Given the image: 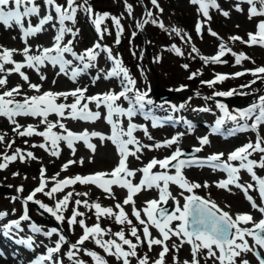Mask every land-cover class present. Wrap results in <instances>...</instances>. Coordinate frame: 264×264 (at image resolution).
Here are the masks:
<instances>
[{
  "label": "snow or ice",
  "instance_id": "1",
  "mask_svg": "<svg viewBox=\"0 0 264 264\" xmlns=\"http://www.w3.org/2000/svg\"><path fill=\"white\" fill-rule=\"evenodd\" d=\"M193 5H198V13L206 19H210L209 9L217 8L218 4L216 0H190ZM241 3L249 5L248 18L260 16L264 17V0H238L235 5L237 11H242L240 8ZM43 4L55 11V17L48 14L40 17V6L36 3V0H0V24H3L5 28L12 27L13 23L19 27L21 32V39L25 42L26 46L22 50L24 62H16L12 59L14 49H2L0 50V73L11 74L13 72L18 73L20 77L28 84V87L37 93H40V85L32 84L29 82V78L21 71L22 68L28 67L34 69L40 76L41 80L46 77L40 72L41 67L46 63L51 64L53 67L59 68L57 75H66L69 79L76 81L77 77L86 73L90 68L96 66L95 62L101 52L107 54L108 60L111 62V67L105 72L104 79H117L120 82L121 90L115 92L109 90L105 93H98L92 96H86L87 88H76L66 92H51L45 91L38 95L24 96L22 100H17L16 96L20 94V86L17 85L9 90L0 92V117L6 118L10 124L14 125L13 132L21 137H31L33 135L40 136L44 139V143L39 145H33V147H40L48 152L51 156L58 157L60 154L59 145L63 141L67 147L72 150L75 155L76 149L74 144L76 142H83L85 147L95 152L96 146L90 142L91 138L98 137L101 142L110 141L116 149L119 156V162L117 166L111 172H96L90 175H76L74 177H65L64 179H58L60 173H56L51 178H46V169L41 167L40 169V181L39 185L34 188L30 194L24 198L23 203L35 202L39 204L40 208L44 212L50 214L55 218L57 222H64L67 219V224L71 228L75 224H79L82 229V235L78 240L69 245V250L65 255L72 261V264H85L81 259L76 258L77 254L83 251L84 255L89 256L93 260V264H107L100 255L95 251H89L83 249L80 246L88 240H92L95 245L103 250L106 255L114 256L116 260L122 261V264H130L131 257H137V248L141 243H146L149 251L152 250L154 245L161 246L162 250L155 261L151 264H165V257L169 253L170 249L167 245L172 237H176L180 244H173L172 248L179 251V248L184 244L190 245L191 261H184L183 264H200L199 257L206 251L205 260L213 259L218 264H237V258L241 257L243 253L251 252L259 264H264V257L260 255L257 250L264 249V177H260L254 171L255 168H264V137H260L257 134L255 142H248L232 152L228 153L227 159L224 160V153H213L206 158H199L191 154H185L180 147H176L170 155L163 159L152 158L145 166L138 169L142 173L139 183H133L130 179L134 177L137 170L130 169L127 161L129 157H135L139 159L138 153H141L144 148L148 150L159 149L162 147H171L174 144H178V141L184 133H177L170 139L157 142L152 145L142 144L134 135L137 131H143L144 135L148 139H153L147 130V127L137 125L133 123V117L137 114H143L146 120L151 121L153 128L164 126L165 120L156 117L152 114L151 108L146 106L153 105V101L148 97L146 91H141L136 87V81L129 73L127 67L123 65L122 60L118 55L114 56L111 49L107 46L101 45L99 42L95 43L92 47L86 48L83 52L77 53L73 50V40H68L64 43V37L66 34H70L75 37L78 34V30H73L66 26V21L75 23V17L77 11L82 9L90 18H92L94 26L98 34H103L107 29L102 25L108 19L112 21V24L116 28V43L120 42V36L124 29L119 17L110 16L107 12H95L94 9L88 4V0H84V4H77L76 0H66L67 6H62L56 3V0H43ZM151 4L159 9L158 0H151ZM125 8L129 16L132 15V5L125 3ZM161 12L162 9H159ZM227 16V12H222ZM40 17L38 23L33 25L31 23V17ZM28 19V25L25 27L23 21ZM55 19L56 24L52 27L56 28L55 35L53 37V43L51 47H44L39 51V54H30V48L27 46V38L41 33L45 30V25H48ZM154 24L164 29V24L158 22L153 18L152 11H146L142 20L137 21L136 27L142 28L146 24ZM203 27V21L198 20L195 25V30L199 35ZM177 36H181V30L173 28L171 30ZM209 33L213 36H217V33L212 32L209 29ZM136 33L134 32L133 35ZM187 33L183 34V37H187ZM182 37V38H183ZM232 41H240L248 46L259 45L264 47V20H260L256 25V31L254 33H248V40L244 41L239 36L229 37ZM191 38L188 37L187 42H190ZM170 51L177 55H182L181 49L175 44L171 45ZM193 52H197L195 47L192 48ZM227 53H230L235 59V65H240L242 61L249 60L245 53L232 52L230 48L223 42L218 45V51L215 55L210 57L200 56V59L205 65L212 63H225L226 61L221 58ZM65 54H70L72 60L65 59ZM159 59V58H157ZM73 60L76 61V65L73 66ZM6 64H12L13 67L5 69ZM185 69L188 65H183ZM199 71L193 72L189 75L188 79H194L199 75ZM250 74L254 77L253 80L247 85H241L242 88L250 87L256 84L257 81L264 82V66L256 67L253 69H246L243 72H236L231 74H214V78L208 81H201L202 84L212 87L216 83L223 82L229 78H236ZM99 75L93 78L99 79ZM55 83V81H53ZM7 84L6 76H0V88ZM185 86H181V89ZM180 90V89H177ZM236 93L235 89L227 92H215L214 96H232ZM243 94V93H240ZM63 98L65 101L69 97L73 98V102L69 103H57L59 98ZM123 99L127 101L128 107H122L118 101ZM94 103L97 111H92L89 108V104ZM103 107L106 110L104 115L105 122L110 126V134L105 135L100 132H89L85 129L81 133H74L68 130L62 120H82L87 122H95L101 118V113L98 111ZM162 107V106H161ZM173 112L183 108L184 105H180L179 108L175 105L170 106ZM216 107L220 110L221 115L216 119L215 125L212 128L213 133H219L221 127L226 121H231L236 124V128L232 131H256L259 126L264 125V95L258 96L256 102L251 104L248 108L239 110L235 113L231 112L224 104L217 103ZM200 111H208V109H199ZM50 114H55L56 121L48 120ZM18 116H31L39 117L40 123L45 125L43 131H38L33 125L23 127L16 121ZM121 118L128 120L127 127L125 128ZM167 120H171L172 117H167ZM251 121L249 124L248 122ZM182 122L187 130L191 132L193 125L186 119L176 121ZM243 122V123H241ZM59 128L61 132H56L54 129ZM22 129V130H21ZM4 139L0 136V142ZM199 147L193 148L194 153L202 151L203 147L209 144L208 136L198 137ZM14 141L9 142L10 148ZM253 153H260L259 160L250 159ZM17 158L21 162H24L26 158L35 159L31 152L24 153L21 149L11 155H3L4 163H0V170L7 167V162L15 161ZM235 162V163H234ZM77 163L75 160H69L61 167V171L67 170V168ZM83 163V159L79 161ZM159 167L161 171H153L154 168ZM210 167L213 170H219L226 174V179L217 182V187L222 189H228L229 185H233L245 193V198L250 202L251 207L259 211L262 218L259 221H255L250 214H237L234 218L228 212L222 211L214 202L203 199L195 194L196 189L201 187V184L190 182L183 175V169L189 167ZM174 169V173L172 170ZM246 171L251 180L254 183L242 184L240 183V172ZM13 175H18L14 173ZM52 181L53 186L48 188V180ZM91 184L101 189L109 198H114L112 192V186H118L122 189H126L127 195L123 199L122 203H116L113 207H104L99 202L89 203L87 199L74 201L77 207L72 209L71 216L65 217L64 211L67 209L71 198L76 196H87V193H73L67 192L61 199L56 200L54 207H50L39 200L34 198L38 193H43L50 199L55 198V194L63 192L65 188L75 184ZM174 184L181 189L180 195L183 197V204L176 199L169 191V185ZM207 187V182L203 185ZM47 189V190H46ZM155 189L158 192V199H151L145 201V206L141 209H137L133 197L142 190ZM253 189L258 192L261 204L258 205L252 196L248 195V191ZM17 193L23 191L22 186L17 188ZM187 193V195H185ZM17 197H13L15 200ZM172 200L175 203L173 211H169L164 205L168 204V201ZM125 205L132 206L131 215L135 217V220L140 226H142L143 240L138 235L139 229L136 225H133V221L129 218L128 214L124 210ZM79 206H83L88 210H94L97 223L92 226H88L85 223L84 213L78 210ZM115 209V210H114ZM143 214V218H142ZM7 213L0 212V218H3ZM80 217V219H78ZM108 218L114 219L116 224L128 225L129 234L135 238L136 242L126 238L125 231L121 229L117 232H112L110 229L101 227L99 223L100 219ZM30 219L27 210L25 209L18 219L10 221L4 225L5 234H13V231L20 232L21 222L28 221ZM175 227H173V223ZM241 224H251L252 227H241ZM150 227H154L160 238H153L150 232ZM30 231L33 234H43L45 237L51 238L54 234L58 236L55 241L54 247H47L44 254L36 256L30 261V264H62L61 260L54 259V254L59 253L64 244H67V238L57 229L51 228L44 231L40 226L35 223L29 225ZM106 236L115 237V239H105ZM247 237H251L253 244L249 245ZM18 243L25 246L28 250H34V240L32 236L27 238H20ZM124 246H127L125 249ZM176 264H179L177 257H173ZM137 264H149V257L145 254L142 257H137ZM239 264H249L246 259L239 261Z\"/></svg>",
  "mask_w": 264,
  "mask_h": 264
},
{
  "label": "rangeland",
  "instance_id": "2",
  "mask_svg": "<svg viewBox=\"0 0 264 264\" xmlns=\"http://www.w3.org/2000/svg\"><path fill=\"white\" fill-rule=\"evenodd\" d=\"M56 1L58 2H56L57 4L65 7L67 6L66 0ZM237 2L238 0H216V3L219 6L218 9L210 8V19H206L202 14L198 13V5H193L190 3V0H158L159 9H162V12L151 4V0H88V4L95 12H107L110 16L120 18L124 31L120 36V42L118 44L115 42L116 28L110 19L106 20L102 25V29H107L102 35L97 33L92 18L87 14L86 17L83 14L82 9L77 11L75 23L71 21L65 22L67 27L72 28L73 30H78V34L75 37L66 34L64 37L65 41H63L64 43H67L68 40H73L72 47L75 52L81 53L86 48L92 47L95 43L101 42V45L107 46L111 49L114 56H119L123 65L129 70L132 78L135 79L136 87L141 91H146L148 97L154 102L153 105L146 106L147 108H154L159 115V113L162 112L171 111L172 113L173 111L170 107L172 105H175L178 108L179 105H184V107H186L182 114L181 111L178 110L179 115L176 116V111L173 112V116L175 118L178 117L181 121L182 119H186L191 122L193 125L191 132L187 130L183 123V129L179 127V129L176 128L174 130L167 126L153 128L149 122L145 123L137 116L133 117V123L147 127L149 135L153 138L151 140L148 139L143 131L134 133V135L139 138L138 140L144 145H152L170 139L178 132L184 133V135L180 137L178 144L153 150L144 148L141 153H138L139 159H136L135 157L128 158V167L137 170L135 176L130 178L134 184L139 183L142 176L138 169H140L149 159L159 158L163 154L162 158L166 157V153H172L175 151L176 147H180L182 150H190L199 147L198 137L208 136L209 144L205 145L199 153L186 154L205 158L213 153H224V160L227 159L228 153L236 148L250 141L254 143L257 134L260 137H264V125L259 126L256 131H234L228 134L226 132H222V134H214L210 130L216 117L218 118L221 115L220 110L216 107L217 103L224 104L231 112L235 113L239 110L248 108L251 104L256 102L258 96L264 95V82L262 81H257L256 84L247 88L241 87V85H247L254 79L250 74L226 79L223 82L216 83L212 87H208L201 83V81L212 80L216 73L229 74V76H231V74L236 72H243L246 69L264 66V47L259 45L248 46L240 41H232L229 39V37L232 36H239L244 41H247L248 33H254L256 31L257 23L260 20H264V17L260 16L249 19V5L241 3L240 8L242 11H237L235 7ZM36 3L40 6V14L45 15L50 12L51 15H55L53 10L48 7L45 8L43 0H36ZM76 3L84 4V0H76ZM125 3L132 5L133 10L131 16L127 13ZM149 10L152 11L153 18L164 24V29H161L158 24L154 25L151 23L144 25L140 29L136 27L137 21L142 20L144 13ZM222 12H227L228 15L225 16ZM198 20L203 21V27L199 35L195 30V25ZM53 24H56L54 20L51 22V25ZM24 25L25 27L27 26L25 23ZM56 27L58 28L59 25L57 24ZM173 28L181 30V36H177L173 33L171 31ZM55 29L51 30V36L44 44L45 46L52 41L51 39H53L56 32ZM209 29L212 32L217 33V36L211 35ZM134 32L136 33L135 35H133ZM184 33L188 34L187 37H183ZM188 37L191 38L190 42H187ZM221 42L225 43L232 52L245 53L250 59L242 61L240 65H235L234 57L230 53H227L221 58L226 61L225 63H209L205 65L200 59V56L210 57L215 55L218 51V45ZM172 44L179 47L183 54L177 55L170 51L169 49ZM193 47L197 49V52L192 51ZM65 59L72 60L73 58L70 54H65ZM76 63L77 62L73 60V65ZM95 64L96 66L91 68L92 71H90V69L87 71L89 75H84L90 83V89H88L89 92L86 96H92L98 91H105L108 86H112L113 90H119L120 82L117 79L106 80L103 78L105 72L111 67V62L108 60L107 54L101 52L97 57ZM185 64L188 65L187 69L183 67ZM52 69V71H48L49 74L47 72L45 83L40 87V93H32L31 91L23 90L20 95L16 96V99L22 100L24 96L38 95L45 91L66 92L77 88L73 87L76 83L71 81L68 76L63 77L64 75H56L59 70ZM197 71H199V75L194 79H188L191 73ZM90 74L92 78L97 75H99L100 78L95 80L92 84L91 82H93V79H90ZM83 80L82 77H79V82L81 84L84 83ZM53 81H55L56 84L54 87H51ZM70 83L72 86L69 85ZM182 85L185 87L181 89ZM155 86H159L163 89L167 88L169 92H171V96L168 99H156L153 94ZM232 89H235L237 94L232 96L213 95L215 92H227ZM72 102V97H69L67 101L62 97L57 100V103L71 104ZM118 103L122 107H128L127 101H124L123 99L118 101ZM89 108L92 111H97L94 103H90ZM205 108L208 109V111L199 110ZM98 111L101 113V118L95 122L64 119L62 120V123L65 124L68 130H71L74 133H81L87 129L89 132L96 131L109 135L110 126L103 118L106 110L101 107ZM56 119L57 117L55 114H50L48 116V120L50 121L54 122ZM121 119L123 126L126 128L128 120L126 118ZM196 120L206 122L207 128L203 134H197L195 132L194 122ZM16 121L23 127L33 125L38 131H43L45 129V125L40 123L39 117L18 116L16 117ZM230 122L231 121H229V123ZM248 123L250 124L251 121ZM233 125L236 124L234 123ZM13 128L14 125L10 124L6 118L0 117V136L4 137L3 141L0 142V163L5 162L3 160V155H11L16 149H21L24 153L31 152L35 159L26 158L24 162H21L20 159L17 158L15 161L7 162V167L0 170V212L7 213L3 218H0V225L3 228L9 219H18L19 217L17 216H21L26 209L30 219L28 221H22L21 225L29 228L27 223H35L44 231L50 230L51 228H57L67 238V244L62 246L60 254H54V258L57 260L63 258V261H65L64 264H72V261L67 258L65 253L69 250V245L74 244L82 235V229L79 224H75L69 228L67 219H65L64 222H57L54 217L44 212L39 204L35 202L24 204L23 200L39 185L41 167L46 169V178H51L56 173H60L58 179L74 177L76 175H90L96 172L108 173L112 171L117 166V161H119V159H117L119 156L117 152H115V146L110 141L101 142L98 137H94L90 140V142L96 146L94 153L87 149L81 141L74 144L76 152L75 155H73L72 150L67 147L65 142L61 141L59 145L60 154L58 157H54L40 147H33V145L44 143L42 137L36 135L31 137H21L13 132ZM226 129L228 130V127H225L224 131ZM54 131L61 132L59 128L54 129ZM12 141H14V143H12L9 148L8 144ZM260 155V153H253L250 159L259 160ZM81 159H83L82 164L79 163ZM69 160H75L77 163L70 165L67 170L61 171L62 165ZM153 171L158 172L161 170H158L156 167ZM182 171L187 180L201 184L200 188L194 190L196 195L214 202L222 211L228 212L233 218L237 214L244 213L250 214L255 221H257L258 217H262L259 211L251 207L250 202L245 198L244 191L233 185H229L228 189L217 187V182L226 179V174L224 172L213 170L210 167H189ZM254 171L258 176L264 177V168H255ZM172 172L174 173V169ZM14 173H18V175H13ZM239 175L241 177L240 183H254L246 171L242 170ZM205 182H207V187L203 186ZM21 186L23 191L17 193V188ZM52 186V181L49 179L47 187L51 188ZM70 191L73 193H87V196L74 195L71 198L67 209L64 211V216L66 218L70 217L72 209L77 207L74 203L76 199L82 201L87 199L89 203L99 202L104 207L114 208V205L116 203H122L127 195L126 189L113 185L112 192L114 193V198H109L107 194L95 185H81L77 183L65 188L63 192L56 193L54 199H50L43 193H38L34 199L39 200L50 207H54L56 200L61 199ZM169 191L182 205L184 201L183 197L180 195L181 189L174 184H170ZM185 195H187V193H185ZM248 195L252 196L258 205L261 204L257 191L250 189ZM13 197L17 198L14 200ZM133 199L136 208L141 209L145 206V201L158 199V192L155 189L142 190L136 194ZM167 205L170 206L169 211L174 210V201L169 200ZM28 207H30V210ZM78 210L84 213V217L82 218L88 226L97 223L94 210L90 211L83 206H79ZM124 210L133 221V225H136L139 229L138 235H140L143 240L142 226H140L135 220V217L131 215L132 206L125 205ZM78 219H80V217H78ZM99 223L102 228L110 229L112 232H117L123 229L126 238L136 242L135 238L129 234L130 226L116 224L114 219L104 217L100 219ZM175 223L176 222L173 223V227H175ZM241 227H252V225L241 224ZM150 232L153 238H160L158 231L154 227H150ZM13 238L15 239V237ZM38 238L42 239L44 242L46 241L43 236L39 235ZM109 238L115 239V237H105V239ZM57 239L58 236L55 234L51 241L55 243ZM247 239L249 245H252L253 240L251 237H247ZM166 243L170 251L165 257V264H176L173 260L174 256L177 257L179 264H183L184 261H191L190 245L184 244L179 248V251H176L172 248L173 244H180V241L176 237H172ZM80 247L89 251H95L106 260L107 264H122V261L116 260L114 256L106 255L91 239L86 241L84 245ZM124 247L127 249V246ZM161 250V246L154 245L152 250L149 251L147 244L141 243L137 248V257H142L146 254L149 257V264H151L152 261H155L158 258ZM257 250L260 252V255L264 257V249L258 248ZM43 252L44 249L41 253ZM2 254H5L3 249ZM205 255L206 251L200 255V264H218V262L213 259L205 260ZM137 257H131L130 264H137ZM76 258L83 260L85 264H93L92 258L84 255L83 251L78 253ZM242 259H246L249 264H259V261L251 252L243 253L241 257H238L237 264H239V261Z\"/></svg>",
  "mask_w": 264,
  "mask_h": 264
},
{
  "label": "bare ground",
  "instance_id": "3",
  "mask_svg": "<svg viewBox=\"0 0 264 264\" xmlns=\"http://www.w3.org/2000/svg\"><path fill=\"white\" fill-rule=\"evenodd\" d=\"M30 19H31V23H35V21L37 19V16H33ZM28 22H29L28 19H25L23 21V23H25V24H28ZM54 22H56L55 19H54ZM56 26H57V24H56ZM45 27L46 28H45V30L43 32L38 33V34H36L34 36H31V37L27 38V46L30 48V54H33V55L39 54V51L42 48L45 47L44 44L48 41L49 37L51 36V30L52 29L53 30L55 29V28L52 27L51 22L48 25H45ZM55 31H56V29H55ZM51 40H53V39H51ZM25 46H26V44L21 39V32H20L18 26H16L13 23L12 27L5 28L3 24H0V50H2V49H10V50L14 49V50H16V51L13 52L12 59L14 61H16V62L23 63L24 62V57L22 55V50L25 48ZM49 65L50 64H47L46 63L40 69V72L45 77H46V74H47L48 71H52L53 70L52 68H54L55 70H58L57 67H53L52 65H50L51 66L50 67ZM75 65H73V66H75ZM12 67H13L12 64H6L5 65V69H10ZM21 71L24 72L25 75L28 76L30 83H32V84H38L41 87L45 83V79L44 80H41L40 79V76L37 74V72L34 69H31V68H28V67H24V68L21 69ZM90 71H92L91 68H90ZM48 74H49V72H48ZM84 75H87L88 76L89 73L86 72V73L81 74L79 76V77H82L84 79L83 80V82H84L83 84H81L79 82V77H77V79H76L75 82L73 80H71V81H73L74 83H76L73 87H77V88H87V92L85 93V95H87L88 92H89L88 89H90V83L86 79V76H84ZM0 76H6V79H7V84L4 87L0 88V92L9 90V89H11V88L19 85L20 86V93L23 90H28L29 92L31 91L32 93H36V91H34V90H32V89H30L28 87V84L25 83V81L20 77V75L18 73H15V72H13L11 74L0 73ZM61 76H63V74H61ZM65 76L66 75H64L63 77H65ZM89 77H90V79H93L92 76H91V74H90ZM55 81H56V79H55ZM91 83L93 84V82H91ZM55 84H56V82L55 83H52L51 84V87H54ZM69 85L72 86L71 83ZM45 87H47V86H45ZM109 90H113L112 89V86H108V88L105 91H98L94 95H96L98 93H105V92H107ZM120 90H121V87L117 91L119 92ZM154 96L157 97V98H160L161 96H166V95H156L155 94ZM161 98H164V97H161ZM149 108H151V107H149ZM184 108H186V107H183V108H180L179 109L181 111V114H182ZM151 110L152 111H155L154 108H151ZM136 116L140 120L143 119V117H144L142 114H137ZM181 123L182 122L177 123V126L176 127H171V126H168V127L171 128V129H174V130L176 128L179 129V127H181L183 129V126H181ZM194 127H195V132L197 134H203L206 131L207 124H206V122H204L202 120H196L194 122ZM135 133H138V131L135 132ZM137 139H139V138H137ZM170 154H171V152L170 153H166V156H168ZM163 158H165V157H163ZM117 159H119V157ZM117 162H119V161H117ZM157 169L160 170L158 166H157ZM29 203H32V202L30 201ZM28 208L30 210V207H28ZM17 217H20V216H17ZM261 218L262 217H258L257 218V221H259ZM16 219L17 218H15V220ZM9 222H7L6 224H8ZM27 225H30V224L27 223ZM21 229H22V231H20V232H15V230L13 231V236L16 239V243H15L10 238V236H8L7 234H5L4 228H2L0 226V249L3 248L5 250V255H1L0 254V264H22V263L23 264H30V261L33 260L36 256H38V253H40L43 249H45L47 247H54L55 246V243H53V241H51V239L54 237L55 234L51 238H48V237H45L43 234H33L30 231V228H28L27 226L24 227L23 225H21ZM39 235L40 236H43L46 239V241L44 242L42 239L38 238ZM29 236H32L33 237V240L35 242L34 243V250H32V251L28 250L25 246H23L22 244L18 243V240L20 238H27ZM56 254H60V252L59 253H56ZM26 259L27 260H30V261L27 262V261H25ZM61 260L63 261V258H61ZM24 261H25V263H24ZM63 262H65V261H63Z\"/></svg>",
  "mask_w": 264,
  "mask_h": 264
},
{
  "label": "water",
  "instance_id": "4",
  "mask_svg": "<svg viewBox=\"0 0 264 264\" xmlns=\"http://www.w3.org/2000/svg\"><path fill=\"white\" fill-rule=\"evenodd\" d=\"M154 91H155L156 95H166V96H161V97H168L169 96V91L167 89H158L156 87Z\"/></svg>",
  "mask_w": 264,
  "mask_h": 264
}]
</instances>
